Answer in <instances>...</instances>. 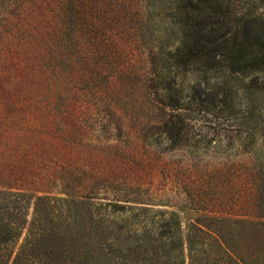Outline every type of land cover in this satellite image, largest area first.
<instances>
[{
  "label": "rangeland",
  "instance_id": "obj_1",
  "mask_svg": "<svg viewBox=\"0 0 264 264\" xmlns=\"http://www.w3.org/2000/svg\"><path fill=\"white\" fill-rule=\"evenodd\" d=\"M68 1L81 8V0L7 7L23 11L19 27H9L19 41L12 53L4 50L0 70V184L253 216V167L264 148L258 141L247 153L240 120L192 104L181 110L188 120L174 145L165 123L176 112L148 93L149 63L132 28L146 18L144 0H100L89 27L75 23ZM158 20L148 35L162 43L168 31ZM193 78L183 81L184 104L192 103ZM235 101L234 118L247 106L242 93ZM179 216L185 229L198 214Z\"/></svg>",
  "mask_w": 264,
  "mask_h": 264
},
{
  "label": "trees",
  "instance_id": "obj_2",
  "mask_svg": "<svg viewBox=\"0 0 264 264\" xmlns=\"http://www.w3.org/2000/svg\"><path fill=\"white\" fill-rule=\"evenodd\" d=\"M24 1L0 0V70L4 50L12 53L19 41L18 30L15 35L9 27H19L23 11L7 7H25ZM144 2L146 18L132 28L141 33L137 45L149 63L148 93L160 108L176 112L165 123L175 134L174 145L188 120L181 110L192 104L188 109L240 120L247 153H255L258 144L264 148V0ZM102 5L81 0V8L74 1L66 7L76 24L89 27ZM158 18L168 31L162 43L148 35ZM190 74L192 103L184 104L183 81ZM241 93L247 106L234 118ZM253 168V216L187 205L155 209L137 201L0 184V264H264V158ZM186 212L198 216L184 229L179 214Z\"/></svg>",
  "mask_w": 264,
  "mask_h": 264
}]
</instances>
